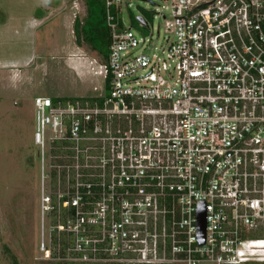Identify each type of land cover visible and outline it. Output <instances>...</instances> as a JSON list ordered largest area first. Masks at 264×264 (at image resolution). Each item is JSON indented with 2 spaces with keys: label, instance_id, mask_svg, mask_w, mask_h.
<instances>
[{
  "label": "built area",
  "instance_id": "1",
  "mask_svg": "<svg viewBox=\"0 0 264 264\" xmlns=\"http://www.w3.org/2000/svg\"><path fill=\"white\" fill-rule=\"evenodd\" d=\"M165 1L104 0L101 95L33 98L44 260L264 262V0Z\"/></svg>",
  "mask_w": 264,
  "mask_h": 264
},
{
  "label": "rangeland",
  "instance_id": "2",
  "mask_svg": "<svg viewBox=\"0 0 264 264\" xmlns=\"http://www.w3.org/2000/svg\"><path fill=\"white\" fill-rule=\"evenodd\" d=\"M128 1L122 7L126 22L139 14L152 16L161 38L169 16L162 19L157 12L167 2ZM85 13L83 0H0V264H99L44 260L37 248L33 98L104 92L105 59L75 41L73 21Z\"/></svg>",
  "mask_w": 264,
  "mask_h": 264
},
{
  "label": "trees",
  "instance_id": "3",
  "mask_svg": "<svg viewBox=\"0 0 264 264\" xmlns=\"http://www.w3.org/2000/svg\"><path fill=\"white\" fill-rule=\"evenodd\" d=\"M83 1L86 9L85 16L83 19L75 17L73 21L75 41L77 44L81 42L88 44L105 59L110 31L105 20L104 0ZM256 263L264 264V262Z\"/></svg>",
  "mask_w": 264,
  "mask_h": 264
},
{
  "label": "water",
  "instance_id": "4",
  "mask_svg": "<svg viewBox=\"0 0 264 264\" xmlns=\"http://www.w3.org/2000/svg\"><path fill=\"white\" fill-rule=\"evenodd\" d=\"M138 18H140V17H138Z\"/></svg>",
  "mask_w": 264,
  "mask_h": 264
}]
</instances>
